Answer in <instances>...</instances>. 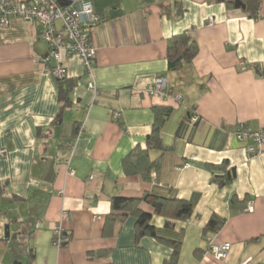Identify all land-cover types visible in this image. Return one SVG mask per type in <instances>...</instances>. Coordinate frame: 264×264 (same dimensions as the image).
Returning <instances> with one entry per match:
<instances>
[{
    "label": "crops",
    "instance_id": "obj_1",
    "mask_svg": "<svg viewBox=\"0 0 264 264\" xmlns=\"http://www.w3.org/2000/svg\"><path fill=\"white\" fill-rule=\"evenodd\" d=\"M247 1L91 0L101 19L91 35L96 58L88 73L78 57H63L75 85L59 122L57 81L38 62L47 50L40 28L20 19L0 27V264H163L172 252L165 240L180 242L177 264H264V149L248 156L233 134L239 122L264 130V0H253L256 9ZM182 33L198 53L171 71L167 49ZM159 76L167 98L145 94ZM158 107L169 110L161 136L172 150L149 152L160 161L149 181L127 176L122 160L144 147ZM223 162L236 175L218 187L207 166ZM148 193L186 200L193 215L171 229L152 216L163 241L138 238L131 216L106 226L112 198ZM62 211L69 242L57 248ZM212 215L224 224L204 234ZM206 238L232 245L224 262L205 254Z\"/></svg>",
    "mask_w": 264,
    "mask_h": 264
},
{
    "label": "built area",
    "instance_id": "obj_2",
    "mask_svg": "<svg viewBox=\"0 0 264 264\" xmlns=\"http://www.w3.org/2000/svg\"><path fill=\"white\" fill-rule=\"evenodd\" d=\"M0 0V27L9 25L10 20L20 19L34 22L40 28L39 39L45 44L46 53L38 59L44 70L56 79L64 78L66 69L63 57H78L86 72H90L96 58V48L91 42L94 27L101 22L92 9L91 0ZM214 24L213 18H208L207 25ZM88 90L96 91L93 84ZM145 94L151 97L167 98V84L164 77L159 76L146 88ZM177 101L180 97L176 98ZM119 118L120 114H115ZM199 122L196 114L189 118V125L194 127ZM233 134L236 140L244 145L248 156L261 154L264 149V130H252L244 122L234 126ZM5 151H1V155ZM184 167H187L185 165ZM69 174L72 171L69 170ZM63 195V192H59ZM252 202H248L244 212H252ZM67 213L62 211L59 222L53 228L52 243L61 248L69 242V237L63 232V223ZM232 248L230 243H215L212 238L205 240V254L217 262H224Z\"/></svg>",
    "mask_w": 264,
    "mask_h": 264
},
{
    "label": "trees",
    "instance_id": "obj_3",
    "mask_svg": "<svg viewBox=\"0 0 264 264\" xmlns=\"http://www.w3.org/2000/svg\"><path fill=\"white\" fill-rule=\"evenodd\" d=\"M58 3H63L60 1ZM255 3V4H254ZM232 5V2H228ZM257 8V2L247 1L246 9ZM253 17V16H252ZM198 53V45L196 40L187 33L176 35L172 38L171 44L167 49L168 68L171 71L181 69L185 65H190ZM56 79V78H55ZM58 84V101L60 103V112L55 118V122L61 120V114L64 109L70 106L69 95L74 88V81L66 75L64 78L56 79ZM169 110L166 108H153V123L150 134L145 139L144 147L136 145L122 160V169L127 176H138L144 181L150 180L152 170H158L160 166L159 159L151 161L149 152L156 150L164 154L172 147L164 144L161 136V130ZM210 171L211 183L218 187L230 185L235 179V169L229 168L227 162H223L219 166H207ZM145 203L152 209V214L141 210L140 205ZM112 213L106 218V226L115 223L117 219L126 216L135 218V229L137 237L149 236L160 241L164 239L159 237L157 230L150 224L152 216H158L166 219L164 229H171L173 221H187L193 215V205L186 201L174 197H162L156 194L148 193L138 199H111ZM224 224V219L212 215L204 227V234L218 232ZM172 247L170 256L163 264H177L180 250V242L165 240Z\"/></svg>",
    "mask_w": 264,
    "mask_h": 264
},
{
    "label": "water",
    "instance_id": "obj_4",
    "mask_svg": "<svg viewBox=\"0 0 264 264\" xmlns=\"http://www.w3.org/2000/svg\"><path fill=\"white\" fill-rule=\"evenodd\" d=\"M235 4L241 7L242 9H245V5L241 1H235Z\"/></svg>",
    "mask_w": 264,
    "mask_h": 264
}]
</instances>
